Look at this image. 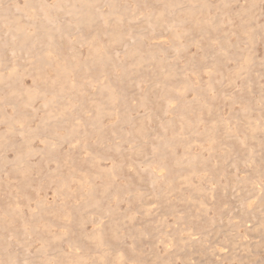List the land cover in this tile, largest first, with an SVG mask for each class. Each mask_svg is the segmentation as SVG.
<instances>
[{"label": "rangeland", "instance_id": "obj_1", "mask_svg": "<svg viewBox=\"0 0 264 264\" xmlns=\"http://www.w3.org/2000/svg\"><path fill=\"white\" fill-rule=\"evenodd\" d=\"M30 1L0 0V264H264V0Z\"/></svg>", "mask_w": 264, "mask_h": 264}, {"label": "bare ground", "instance_id": "obj_2", "mask_svg": "<svg viewBox=\"0 0 264 264\" xmlns=\"http://www.w3.org/2000/svg\"><path fill=\"white\" fill-rule=\"evenodd\" d=\"M28 1H30V0H28ZM221 1H222V0H221ZM35 2H36V1H35ZM83 2H84V1H83ZM94 2H95V1H94ZM30 3H31V1H30ZM32 3H33V2H32ZM68 3H69V2H68ZM88 3H89V2H88ZM73 4H74V3H73ZM73 4H72V5H73ZM84 4H85V3H84ZM91 4H92V2H90V5H91ZM112 4H113V3H112ZM32 5H34V4H32ZM42 5H43V4H42ZM72 5H71V6H72ZM87 5H88V4H87ZM188 5H189V4H188ZM40 6H41V4H40ZM64 6H65V5H64ZM217 6H218V5H217ZM29 7H30V6H29ZM69 7H70V5H69ZM202 7H203V6H202ZM218 7H219V6H218ZM250 7H251V6H250ZM41 8H42V7H41ZM75 8H76V7H75ZM88 8H89V6H88ZM188 8H189V7H188ZM193 8H194V7H193ZM198 8H199V7H198ZM200 8H201V7H200ZM18 9H19V8H18ZM44 9H46V8H44ZM63 9H64V8H63ZM168 9H169V8H168ZM180 9H181V8H180ZM184 9H186V7H185ZM184 9H183V10H184ZM190 9H191V8H190ZM246 9H247V8H246ZM24 10H25V8H24ZM122 10H123V9H122ZM68 11H69V10H68ZM76 11H77V10H76ZM238 11H239V10H238ZM27 12H28V11H27ZM46 12H47V10H46ZM69 12H70V11H69ZM72 12H73V11H72ZM79 12H80V11H79ZM85 12L87 13L86 10H85ZM191 12H192V11H191ZM70 13H71V12H70ZM81 13H82V12H81ZM180 13H181V12H180ZM37 14H38V13H37ZM37 14H35L36 17H37ZM88 14H89V13H88ZM198 14H199V13H198ZM33 16H34V15H33ZM75 16H76V15H75ZM92 16H93V15H92ZM13 18H14V17H12V19H13ZM34 18H35V17H34ZM84 19H85V18H83V20H84ZM117 19H119V18H117ZM243 19H244V18H243ZM5 20H6V19H5ZM13 20H14V19H13ZM15 20H16V19H15ZM15 20H14V21H15ZM86 20H87V19H86ZM23 22H24V21H23ZM84 22H85V21H84ZM93 22L95 23V20H93ZM194 22H195V21H194ZM199 22H200V21H199ZM199 22H198V24H199ZM204 22H205V21H204ZM210 22H211V21H210ZM13 23H15V22H13ZM88 23H89V20H88ZM206 23H208V22H206ZM1 24H2V22H1ZM6 24H7V23H6ZM95 24H96V23H95ZM172 24H173V23H172ZM200 24H202V23L200 22ZM211 24H212V22H211ZM15 25H16V24H15ZM82 25L85 26L84 24H82ZM213 25H214V24H213ZM213 25H212V27H213ZM39 26H41V25H39ZM194 26H195V25H194ZM201 26H202V25H201ZM209 26H210V25H209ZM88 27H89V26H88ZM38 28H39V27H38ZM41 28H42V27H41ZM89 28H90V27H89ZM202 28H203V27H202ZM9 29H10V28H9ZM12 29H13V28H12ZM17 29H18V27H17ZM33 29H34V28H33ZM46 29H49V28H46ZM227 29H228V28H227ZM15 30H16V29H15ZM118 31H119V30H118ZM13 32H14V31H13ZM13 32H12V33H13ZM17 32H18V31H17ZM204 32H205V31H204ZM8 33H9V32H8ZM10 33H11V32H10ZM48 33H49V32H48ZM120 33H121V31H120ZM201 33H202V32H201ZM13 34L16 35V32H14ZM24 35H25V34H24ZM62 36H63V35H62ZM81 36H82V35H81ZM9 37H10V35H9ZM11 37H12V36H11ZM20 37H21V36H20ZM35 37L38 38L37 36H35ZM91 37H92V36H91ZM180 37H181V35H180ZM12 38H14V37H12ZM22 38H23V37H22ZM22 38H21V39H22ZM25 38H26V37H25ZM32 38H33V37H32ZM112 38H113V37H112ZM21 39H20V42H23V40L21 41ZM38 39H40V37H39ZM86 39H88V38H86ZM86 39H85V41L87 42ZM92 39H94V38L92 37ZM123 39H124V38H123ZM41 40H42V39H41ZM15 41H16V40H15ZM31 41H32V40H31ZM33 41H34V40H33ZM33 41H32V42H33ZM180 41H181V40H180ZM9 42H10V41H9ZM16 42H17V44H18V45H17V44H16V45L19 47V44H20L19 41H16ZM38 42H39V40H38ZM92 42H93V40L90 42V44H91ZM94 42H95V41H94ZM108 42H109V41H108ZM5 43L8 44V42H5ZM12 43H13V42H12ZM23 43H24V42H23ZM23 43L21 44V46H25ZM40 43H41V42H40ZM100 43H101V42H100ZM223 43H224V42H223ZM36 44H37V43H36ZM36 44H35V46H36ZM47 44H48V43H47ZM4 45H5V44H4ZM29 45H30V44H29ZM29 45H28V47H29ZM45 45H46V44H45ZM224 45H225V44H224ZM5 46H6V45H5ZM48 46H49V45H48ZM14 47H15V46H14ZM71 47H72V46H71ZM94 47H96V44L94 45ZM97 47H98V46H97ZM15 48H16V47H15ZM22 48H23V47H22ZM89 48H90V47H89ZM92 48H93V47H91V49H92ZM224 48H225V47H224ZM17 49H18V48H17ZM35 49H37V48H35ZM94 49H95V48H94ZM94 49H92V50H94ZM96 49H97V48H96ZM243 49H244V48H243ZM20 50H21V49H20ZM37 50H38V49H37ZM44 50H45V49H44ZM25 51H26V50H25ZM33 51L35 52V50H33ZM94 51H95V53H96V50H94ZM99 51H100V50H99ZM22 52H23V51H22ZM36 52H37V51H36ZM48 52L50 53V50H49ZM51 52H53V51H51ZM91 52H92V51H91ZM105 52H106V51H105ZM43 53H44V52H43ZM45 53H46V52H45ZM72 53H73V52H72ZM140 53H141V52H140ZM33 54H34V53H33ZM38 54H39V53H38ZM47 54H48V53H47ZM47 54H45V56H46ZM99 54H100V53H99ZM77 55H78V54H77ZM223 55H224V54H223ZM45 56H44V57H45ZM92 56H93V54H92ZM95 56H96V55H95ZM139 56H140V55H139ZM26 57H29V56H27V54H26ZM247 57H248V56H247ZM0 58H1V57H0ZM29 58H30V57H29ZM32 58H33V57H32ZM90 58H91V56H90ZM93 58H94V59H93ZM93 58H91V59H93V61H94V60H95L96 62L99 61V60H97L95 57H93ZM99 58H100V57H99ZM143 58H144V57H143ZM155 58H156V57H155ZM101 59H102V58H101ZM42 60H43V59H42ZM44 60H46V59H44ZM47 60H48V59H47ZM2 61H3V60H1V63H2V65H3L4 63H3ZM140 61H142V59H141ZM42 62H43V61H42ZM76 62H77V61H76ZM100 62H101V61H100ZM249 62H250V61H249ZM256 62H257V61H256ZM36 64H37V63H36ZM78 64H79V63H78ZM137 64H138V63H137ZM244 64H246V63H244ZM244 64H243V65H244ZM0 65H1V64H0ZM11 65H12V63H11ZM11 65L9 66L10 68H11ZM27 65H28V63H27ZM34 65H35V64H34ZM71 65H72V64H71ZM71 65H70V66H71ZM74 65H75V64H73V68L75 67ZM241 65H242V64H241ZM5 66H6V65H5ZM81 66H82V64H81ZM93 66H94V65H93ZM218 66H219V65H218ZM9 67H8V68H9ZM17 67H19V66H17ZM20 67H21V66H20ZM22 67H23V66H22ZM30 67H31V66H30ZM42 67H43V66H42ZM66 67H67V66H65V69H66ZM221 67H222V66H221ZM236 67H237V66H236ZM10 68H9V69H10ZM14 68H16V67H14ZM14 68H13V69H14ZM70 68H71V67H70ZM73 68H72V70H73ZM6 69H7V68H6ZM43 69H44V68H43ZM43 69H42V71H43ZM60 69H61V68H60ZM60 69H59V71H61ZM236 69H237V68H236ZM2 70H3V69H1L0 72H1ZM19 70H20V69H19ZM30 70H31V68H30ZM62 70H63V69H62ZM238 70H239V69H238ZM241 70H242V68H241ZM6 71H7V70H6ZM10 71H11V70H10ZM23 71H24V70H23ZM28 71H29V70H28ZM38 71H39V70H37V72H38ZM73 71H74V70H73ZM87 71H88V70H87ZM2 72H3V71H2ZM17 72H18V70H17ZM77 72H78V71H77ZM85 72H86V70H85ZM225 72H226V71H225ZM240 72H241V71H240ZM35 73H36V72H35ZM43 73H44V72H43ZM71 73H72V72H71ZM168 73H169V72H168ZM3 74H4V73H3ZM13 74H14V71H13ZM38 74H39V73H38ZM86 74H87V73H86ZM7 75H8V73H7ZM7 75H6V78L9 77V76H7ZM9 75H11V72H10ZM77 75H78V74H77ZM226 75H227V74H226ZM4 76H5V75H4ZM19 76H20V75H19ZM22 76H23V75H22ZM40 76H41V75H40ZM59 76H60V74H59ZM61 76L63 77V73L61 74ZM74 76H76V75H74ZM166 76H167V75H166ZM0 77H1V76H0ZM10 77H11V76H10ZM10 77H9V78H10ZM14 77H15V75H14ZM52 77H54V76H52ZM52 77H51V78H52ZM71 77H72V76H71ZM15 78H17V77H15ZM44 78H45V77H44ZM59 78H60V77H59ZM66 78H68V77L66 76ZM4 79H5V77H4ZM4 79H2V80H4ZM35 79H37V78H35ZM35 79H34V80H35ZM45 79L47 80V78H45ZM55 79H56V77L54 78V80H55ZM63 79H64V78H62L61 80H63ZM2 80H1V78H0V81H2ZM14 80L17 81V83L20 82L19 79H14ZM14 80H13L12 83H14ZM50 80H51V79H50ZM4 81H5V80H4ZM6 81H7V79H6ZM18 81H19V82H18ZM38 81H40V80L38 79ZM8 82H9V81H8ZM8 82H7V84H8ZM36 82H37V81H36ZM40 82H41V81H40ZM40 82H39V83H40ZM93 82H94V81H93ZM93 82H92V83H93ZM0 83H2V82H0ZM12 83H11V84H12ZM46 83H47V82H46ZM58 83H59V84H58V87H59V86H60V82H58ZM79 83H80V82H79ZM79 83H77V84H79ZM90 83H91V82H90ZM183 83H184V82H183ZM53 84H54V82H53ZM69 84H71V83H69ZM88 84H89V83H88ZM1 85H2V84H1ZM35 85H36V83H35ZM72 85H73V84H72ZM160 85L163 86V84H160ZM180 85H181V84H180ZM182 85H183V84H182ZM2 86H3V85H2ZM4 86H5V85H4ZM11 86H12V85H11ZM11 86H10V88H11ZM16 86H17V85H16ZM16 86H15V87H16ZM18 86H19V85H18ZM22 86H23V85H22ZM32 86H33V85H32ZM158 87H159V86H158ZM160 87H161V86H160ZM163 87H164V86H163ZM163 87H161V88L163 89ZM3 88H4V87H3ZM52 88H53V87H52ZM104 88H105V87H104ZM106 88H107V87H106ZM180 88H181V87H180ZM5 89H6V88H5ZM8 89H9V88H8ZM8 89H7V90H8ZM11 89H13V87H12ZM77 89H78V87H77ZM40 90H41V89H40ZM54 90H55V89H54ZM64 90H65V89H64ZM68 90L70 91V89H68ZM68 90H66V92H68ZM80 90H81V89H80ZM102 90H106V89H102ZM109 90H110V89H109ZM168 90H169V89H168ZM179 90H180V89H179ZM205 90L207 91L206 88H205ZM208 90H209V89H208ZM3 91H5V90H3ZM106 91H107V90H106ZM116 91H117V90H116ZM8 92H9V91H8ZM41 92H42V90H41ZM50 92H52V90H51ZM117 92H119V91H117ZM120 92H121V91H120ZM161 92H162V91H161ZM171 92H173V91H171ZM171 92H170V93H171ZM4 93H5V92H4ZM4 93H3V94H4ZM9 93H10V92H9ZM35 93H37V92H35ZM60 93H62V92H60ZM64 93H65V92H64ZM64 93H62V94L64 95ZM69 93H70V92H69ZM82 93H83V92H82ZM103 93H104V92H103ZM182 93H183V92H182ZM7 94H8V93H7ZM17 94L19 95V93H17ZM17 94H16V97L18 96ZM30 94H31V93H30ZM37 94H38V93H37ZM41 94H42V93H41ZM58 94H59V93H58ZM67 94H68V93H67ZM80 94H81V93H80ZM100 94H101V93H100ZM113 94H114V93H113ZM161 94H163V93H161ZM177 94H178V92H177ZM250 94H251V93H250ZM28 95H29V94H28ZM32 95H33V94H32ZM48 95H49V94H48ZM109 95H111V94H109ZM166 95H167V94H166ZM13 96H14V95H13ZM19 96H20V95H19ZM104 96H105V94H104ZM156 96H157V95H156ZM156 96H155V97H156ZM163 96H164V95H163ZM9 97H10V96H9ZM36 97H39V96H36ZM65 97L68 98L69 96L67 95V96H65ZM112 97H113V96H112ZM120 97H121V96H120ZM120 97H119V98H120ZM11 98H12V96H11ZM19 98H21V96H20ZM31 98H32V96H31ZM33 98H34V97H33ZM57 98H59V96H57ZM72 98H73V97H72ZM104 98H105V97H103V99H104ZM109 98H110V97H109ZM116 98H117V97H116ZM147 98H148V97H147ZM164 98H165V97H164ZM2 99H3V98H2ZM4 99H6V98H4ZM4 99H3V100H4ZM27 99H30L29 96L27 97ZM59 99H60V98H59ZM93 99H94V98H93ZM93 99H92V100H93ZM110 99H111V98H110ZM165 99H166V98H165ZM165 99H164V100H165ZM6 100H8V99H6ZM6 100H5V101H6ZM9 100H10V99H9ZM30 100H32V99H30ZM30 100H29V101H30ZM33 100H34V99H33ZM46 100H47V99H46ZM92 100H90V101H92ZM94 100H95V99H94ZM105 100H106V98H105ZM111 100H115V99L112 98ZM195 100H196V99H195ZM14 101H15V99H14ZM57 101H58V100H57ZM64 101H68V100L65 99ZM90 101H89V102H90ZM1 102H2V100H1ZM53 102H54V101H53ZM61 102H63V99H62ZM97 102H98V99H97ZM108 102H109V101H108ZM108 102H107V104H108ZM111 102H112V101H111ZM113 102H114V101H113ZM115 102H116V101H115ZM141 102H142V101H141ZM166 102H167V101H166ZM199 102H200V101H199ZM199 102H198V103H199ZM17 103H18V102H17ZM65 103H66V102H65ZM73 103H74V102H73ZM92 103L94 104V101H93ZM167 103H168V102H167ZM167 103H166V104H167ZM200 103H201V102H200ZM202 103H203V101H202ZM25 104H26V102H25ZM45 104H46V103H45ZM62 104H64V102H63ZM95 104H96V103H95ZM111 104H112V103H111ZM111 104H109V105H111ZM113 104H115V103H113ZM206 104H208V103H206ZM14 105H15V103H14ZM51 105H52V104H51ZM60 105H61V104H60ZM66 105H70V104H66ZM73 105H74V104H73ZM98 105L101 106L100 104H98ZM98 105H95V107L98 106ZM208 105H209V104H208ZM74 106H75V105H74ZM182 106H183V103H182ZM200 106H201V105H200ZM49 107H50V106H49ZM51 107H52V106H51ZM66 107H67V106H66ZM88 107H89V106H88ZM91 107H93V106H91ZM109 107H110V106H109ZM185 107H186V106H185ZM185 107H184V108H185ZM202 107H203V105H202ZM57 108H58V107H57ZM62 108H63V106H62ZM71 108H72V107H71ZM77 108H78V107H77ZM112 108L115 109V106H114V107L112 106ZM188 108H189V107H188ZM64 109H65V106H64ZM64 109H63V110H64ZM207 109H208V108H207ZM53 110H54V109H53ZM58 110H59V109H58ZM97 110H98V109H97ZM97 110H96V112H97ZM35 111H36V110H35ZM70 111H71V109H70ZM94 111H95V109H94ZM99 111H100V110H99ZM102 111H103V110H102ZM52 112H53V111H52V109H51V113H52ZM59 112H60V110H59ZM66 112H68V111H66ZM93 113H94V112H93ZM102 113H103V112H102ZM115 113H116V111H115ZM149 113H150V112H149ZM204 113H205V112H204ZM57 114H58V113H57ZM61 114H62V112H61ZM66 114H67V113H66ZM69 114H70V113H69ZM107 114H109V113H107ZM113 114H114V113H113ZM205 114H206V113H205ZM14 115H15V114H14ZM34 115H35V114H34ZM52 115H53V114H52ZM59 115H60V113H59ZM94 115H95V114H94ZM65 116H66V115H65ZM99 116H103V115L100 114ZM123 116H125V114H124ZM55 117H56V116H55ZM60 117H61V116H60ZM60 117H59V119H61ZM97 117H98V116H97ZM126 117H127V116H125V119H126ZM128 117H129V116H128ZM17 118H18V117H17ZM27 118H28V117H27ZM52 118H53V117L51 116V119H52ZM93 118H94V117H93ZM3 119L5 120L6 118H3ZM42 119H43V118H42ZM59 119H57V120H59ZM66 119H67V117H66ZM95 119H97V118L95 117ZM127 119H128V118H127ZM213 119H214V118H213ZM45 120H46V118H45ZM61 120H62V119H61ZM80 120H81V119H80ZM123 120H124V119H123ZM181 120H182V118H181ZM183 120H185V119H183ZM199 120H200V119H199ZM202 120H203V119H202ZM258 120H259V119H258ZM9 121H10V120H9ZM12 121H13V120H12ZM64 121H65V120H64ZM124 121H125V120H124ZM53 122H54V119H53ZM59 122H60V121H59ZM61 122H62V121H61ZM82 122H83V120H82ZM94 122H96V120H95ZM130 122H131V121H130ZM161 122H162V121H161ZM188 122H189V121H188ZM250 122H251V121H250ZM263 122H264V121H263ZM7 123H8V122H7ZM14 123H15V120H14ZM21 123H23V121H22ZM21 123H19V125H21ZM45 123H46V122H45ZM76 123H77V122H76ZM88 123H89V122H88ZM165 123H166V121H165ZM50 124H52V123H50ZM55 124H56V123H55ZM144 124H145V123H144ZM166 124H167V123H166ZM209 124H210V123H209ZM255 124H256V123H255ZM261 124H263V123H261ZM17 125H18V124H17ZM38 125H39V124H38ZM41 125H44V122H43V124H41ZM41 125L39 126L40 128H41ZM53 125H54V124H53ZM76 125H77V124H76ZM81 125H82V123H81ZM84 125H85V123H84ZM188 125H189V124H188ZM188 125H187V126H188ZM212 125H213V124H212ZM257 125H258V124H257ZM45 126H46V125H45ZM51 126H52V125H51ZM73 126H74V125H73ZM73 126H72V127H73ZM89 126H90V125H89ZM161 126H162V124H161ZM163 126H164V125H163ZM190 126H191V125H190ZM192 126H193V125H192ZM9 127H11V125H9ZM85 127H86V126H85ZM181 127H182V126H181ZM249 127H251V125H250ZM13 128H14V127H13ZM20 128H21V127H20ZM22 128H23V127H22ZM42 128L44 129L45 127L43 126ZM77 128H78V126H77ZM81 128H82V127H81ZM90 128H91V127H90ZM95 128H96V126H95ZM97 128H98V127H97ZM188 128H189V127H188ZM211 128H213V127L211 126ZM215 128H216V127H215ZM252 128H253V127H252ZM16 129H19V128H16ZM23 129H24V128H23ZM38 129H39V128H38ZM43 129H41V130H43ZM45 129H46V128H45ZM49 129L52 130L51 128H49ZM53 129H54V128H53ZM83 129H85V128H83ZM83 129H82V131H83ZM91 129H93V127H92ZM98 129H99V128H98ZM146 129H147V128H146ZM164 129H165V127H164ZM181 129H182V128H181ZM191 129H192V128H191ZM191 129H190V130H191ZM228 129H229V128H228ZM27 130H28V129H27ZM30 130H32V129H30ZM75 130H76V129H75ZM75 130H73V131L75 132ZM193 130H194V126H193ZM211 130H213V129H211ZM214 130H215V129H214ZM222 130H223V129H222ZM24 131H25V130H24ZM52 131H53V130H52ZM52 131H50V132H52ZM84 131H85V130H84ZM139 131H140V130H139ZM152 131H153V130H152ZM217 131H218V130H217ZM3 132H4V131H3ZM8 132H9V131H8ZM14 132H15V130H14ZM25 132L27 133V131H25ZM25 132H23V133H25ZM74 132H72V133H74ZM76 132H77V131H76ZM78 132H79V131H78ZM87 132H88V130H87ZM263 132H264V130H263ZM12 133H13V132H12ZM16 133H17V132H16ZM29 133H30V132H29ZM32 133H33V132H32ZM35 133H36V131H35ZM35 133H33V134H35ZM40 133H42V132H40ZM40 133H39V135H40ZM44 133H46V131H45ZM79 133H80V132H79ZM79 133H78V134H79ZM156 133H157V132H156ZM9 134H10V132H9ZM153 134H154V133H153ZM2 135H3V134H2ZM2 135H1V136H2ZM7 135H8V134H7ZM7 135H6V136H7ZM26 135H27V134H26ZM31 135H32V134H31ZM84 135H86L85 132H84ZM3 136H4V135H3ZM3 136H2V137H3ZM23 136H24V134H23ZM33 136H34V135H33ZM41 136H42V135H41ZM66 136H67V134H66ZM68 136H69V134H68ZM158 136H159V134H158ZM158 136H157V137H158ZM42 137H43V136H42ZM57 137H58V136H57ZM144 137H145V136H144ZM159 137H160V136H159ZM161 137H162V136H161ZM176 137H177V136H176ZM44 138H45V136H44ZM46 138H47V137H46ZM63 138H64V137H63ZM66 138H67V137H65V139H66ZM81 138H83V135H82ZM100 138H101V137H100ZM208 138H209V137H208ZM22 139H23V138H22ZM27 139H29V138H27ZM55 139H57V140H54V139H53V143H54L55 141H56V143H57V141L60 140V139L58 140V138H56V136H55ZM210 139H211V138H210ZM45 140H46V139H45ZM51 140H52V139H51ZM61 140H62V139H61ZM162 140H163V139H162ZM174 140H175V138H174ZM23 141H24V139H23ZM27 141H28V140H27ZM81 141H83V139L80 140V142H81ZM169 141H170V139H169ZM171 141H172V140H171ZM179 141L181 142V140H179ZM29 142H30V141H28L27 143L25 142V144H29ZM83 142H84V141H83ZM101 142H102V141H101ZM157 142H158V141H157ZM165 142H166V140H165ZM165 142H164V144H165ZM175 142H176V140H175ZM255 142H256V141H255ZM4 143H7V141H5ZM4 143H3V144H4ZM45 143H46V142H45ZM58 143H59V142H58ZM58 143H57V144H58ZM170 143H171V142H170ZM170 143H168V145H169ZM196 143H197V142H196ZM211 143H212V142H211ZM11 144H12V143H11ZM73 144H74V143H73ZM81 144H82V142H81ZM156 144H157V143H156ZM164 144H163V146H164ZM16 145H17V144H16ZM29 145H30V144H29ZM44 145H45L46 147L48 146V145H46V144H44ZM51 145H52V144H51ZM78 145H79V144H78ZM113 145H114V144H113ZM116 145H117V144H116ZM161 145H162V144H161ZM165 145H166V144H165ZM168 145H167V146H168ZM249 145H250V143H249ZM111 146H112V145H111ZM163 146H162V147H163ZM1 147H2V146H1ZM25 147H26V146H24V148H25ZM28 147H30V146H28ZM28 147H27V148H28ZM55 147H57V146H55ZM116 147H117V146H116ZM168 147H170V146H168ZM211 147H212V146H211ZM20 148H21V147H20ZM31 148H32V147H31ZM51 148H53V147H51ZM51 148H50V149H51ZM158 148H159V147H158ZM28 149H29V148H28ZM210 149H211V148H210ZM258 149H259V148H258ZM0 150H1V149H0ZM44 150H46V149L43 148V151H44ZM48 150H49V149H48ZM89 150H90V149H89ZM153 150H154V148H153ZM21 151H22V149H21ZM26 151H27V150H26ZM49 151L51 152V150H49ZM17 152H18V151H17ZM23 152H24V149H23ZM21 153H22V152H21ZM154 153H155V152H154ZM1 155H2V154H1ZM18 155H19V152H18ZM20 155H23V154H20ZM20 155H19V156H20ZM27 155H29V154H27ZM48 155H49V154H48ZM48 155H47V156H48ZM51 155H52V154H51ZM93 155H94V154H93ZM95 155H97V154H95ZM189 155H190V154H189ZM2 156H3V155H2ZM19 156H18V157H19ZM25 156H26V155H25ZM98 156H99V155H98ZM191 156H192V154H191ZM21 157H22V156H21ZM27 157H29V156H27ZM48 157H49V156H48ZM2 158H3V157H2ZM94 158H95V157H94ZM109 158H110V157H109ZM249 158H250V157H249ZM249 158H248V159H249ZM3 159H4V158H3ZM3 159H2V160H3ZM16 159H17V158H16ZM25 159H27V158L25 157ZM28 159H29V158H28ZM197 159H198V156H197ZM0 160H1V158H0ZM19 160H20V159H19ZM19 160H18V161H19ZM3 161H4V160H3ZM18 161H17V163H18ZM20 161H21V160H20ZM26 161H28V160H26ZM26 161H23V162H26ZM97 161H99V160H97ZM4 162H5V161H4ZM92 163H94V162H92ZM96 163H97V162H96ZM96 163H94L93 165H96ZM195 163H196V161H195ZM2 164H3V163H2ZM2 164H0V165H2ZM4 164H5V163H4ZM14 164H15V163H14ZM20 164H21V163H19V165H20ZM26 164L28 165V163H26ZM26 164L24 163V165H26ZM201 164H202V163H201ZM29 165H30V164H29ZM37 165H38V164H37ZM73 165H74V164H73ZM98 165H99V164H98ZM132 165H133V164H132ZM3 166H4V165H3ZM3 166H2V167H3ZM15 166H17V165L15 164ZM21 166H22V165H21ZM21 166H20V167H21ZM99 166H100V165H99ZM2 167H0V168H2ZM27 167H30V166H27ZM130 167H131V166H130ZM192 167H193V166H192ZM194 167H195V166H194ZM194 167H193V168H194ZM3 168H4V167H3ZM11 168H12V166H11ZM23 168L25 169L26 167H23ZM23 168H20V169H21L20 172L23 170ZM12 169H13V168H12ZM99 169H100V168H99ZM114 169H116V168H114ZM16 170H19V168L17 169V167H16ZM16 170H15V171H16ZM26 170L28 171V169H26ZM103 170H104V169H103ZM192 170H193V169H192ZM194 171H195V170H194ZM98 172H101V173H102V171H98ZM108 172H109V170H108ZM89 173H90V172H89ZM94 174H95V173H94ZM96 174H97V173H96ZM99 174H100V173H99ZM110 174L112 175L111 172H110ZM193 174H194V173H193ZM24 175H26V174H24ZM24 175H23V176H24ZM191 175H192V173H191ZM23 176H22V177H23ZM77 176L80 177V175H77ZM77 176H76V177H77ZM84 176L86 177V175H84ZM96 176H97V175H96ZM98 176H99V175H98ZM108 176L110 177L109 174H108ZM115 176H116V175H115ZM85 177H84V178H85ZM109 177H108V178H109ZM186 177H187V176H186ZM74 178H75V177H74ZM113 178H114V177H113ZM154 178H155V177H154ZM156 178H157V177H156ZM188 178H189V176H188ZM75 179H76V178H75ZM86 179H87V178H86ZM76 180H77V179H76ZM79 180H81V179H79ZM83 180H84V179H83ZM87 180H88V179H87ZM107 180H108V179H107ZM152 180H153V179H152ZM249 180H250V179H249ZM85 181H86V180H85ZM103 181H104V180H103ZM79 182L81 183V181H79ZM86 182H87V181H86ZM115 182H116V181H115ZM188 182H189V181H188ZM49 183H50V182H49ZM82 183H85V182H82ZM92 183H93V181H92ZM94 183H95V182H94ZM98 183H100V181H99ZM102 183H103V182H102ZM109 183H111V182H109ZM113 183H114V182H113ZM156 183H157V182H156ZM184 183H185V182H184ZM111 184H112V183H111ZM80 185H81V184H80ZM85 185H86V184H85ZM94 185H96V184H94ZM105 185H106V184H105V181H104V186H105ZM60 186H61V185H60ZM104 186H103V187H104ZM82 187H84V186H82ZM87 187H88V186H87ZM92 187H93V186H92ZM107 187H108V186H107ZM169 187H170V186H169ZM172 187H173V186H172ZM59 188H60V187H59ZM59 188H58V189H59ZM93 188H94V187H93ZM167 188H168V187H167ZM173 188H175V187H173ZM60 189H61V188H60ZM84 190H85V189H84ZM87 190H88V189H87ZM103 190H104V189L101 188V190H100L101 192H100V193H103V192H102ZM170 190H171V189H170ZM198 190H199V189H198ZM95 191H96V189H95ZM166 191H167V190H166ZM199 191H200V190H199ZM210 191H211V190H210ZM80 192H83V191H80ZM104 192H106V191H104ZM164 192H165V191H164ZM213 192H214V191H213ZM91 193H92V190H91ZM7 194H8V193H7ZM79 194H80V193H79ZM96 194H97V193H96ZM136 194L138 195V193H136ZM93 195H94V193H93ZM106 195H107V192H106ZM180 195H181V194H180ZM82 196H83V195H82ZM94 196H95V195H94ZM166 196H167V195H166ZM166 196H164V197H166ZM24 197H25V196H24ZM83 197H85V196H83ZM86 197H87V196H86ZM96 197H97V196H95V198H94V197H93V198H94V200L96 199V200L98 201V199H97ZM100 197H101V196H100ZM102 197H103V196H102ZM114 197H115V195H114ZM183 197H184V196H183ZM190 197H191V196H190ZM209 197H210V196H209ZM80 198H81V197H80ZM80 198H79V199H80ZM187 199H188V198H187ZM187 199H184V200L186 201ZM80 200H81V199H80ZM83 200H84V202H85L86 199L83 198ZM180 200H181V198H180ZM180 200H179V201H180ZM190 200H191V199H190ZM192 200H193V199H192ZM81 201H82V200H81ZM182 201H183V200H182ZM79 202H80V201H79ZM86 202H87V201H86ZM90 202H93V201L91 200ZM80 203H81V202H80ZM98 203H99V202H98ZM187 203H189V202L187 201ZM193 203H194V202H193ZM81 204H82V203H81ZM95 204H96V203H95ZM205 204H206V203H205ZM207 204H208V203H207ZM96 205H97V204H96ZM200 205H201V204H200ZM200 205H199V206H200ZM92 206H93V205H92ZM94 206H95V205H94ZM97 206H98V205H97ZM74 207H75V206H74ZM95 207H96V206H95ZM146 207H147V206H146ZM203 207H204V206H203ZM77 208H79V206H78ZM147 208H149V207H147ZM13 209H14V208H13ZM149 209H150V208H149ZM16 210H18V209H16ZM198 210H199V209H198ZM201 212H202V211H201ZM68 214H69V213H68ZM70 214H71V213H70ZM66 215H67V213H66ZM109 215H110V214H109ZM68 216H69V215H68ZM181 216H182V215H181ZM164 217H165V216H164ZM71 218H72V216H71ZM256 219H257V218H256ZM65 221H67V220H65ZM261 224H262V223H261ZM261 224H260V228H261ZM263 225H264V222H263ZM25 227H26V226H25ZM25 227H24V228H25ZM53 227H54V226H53ZM256 228H257V227H256ZM29 229H30V228H29ZM95 230H96V229H95ZM95 230H94V231H95ZM110 230H111V229H110ZM45 231H46V230H45ZM94 231H93V232H94ZM98 231H99V230H98ZM111 231H112V230H111ZM114 231H116V230H114ZM120 231H121V230H120ZM24 232H26V231H24ZM62 232H63V231H62ZM104 232H105V231H104ZM98 233H99V232H98ZM120 233H121V232H120ZM164 233H165V232H164ZM166 233H167V232H166ZM59 234H60V233H59ZM59 234H58V235H59ZM112 234H113V233H112ZM115 234H116V232H115ZM122 234H123V233H122ZM185 234H186V233H185ZM90 235H91V234H90ZM96 235H97V234H96ZM104 235H105V234H104ZM87 236H89V235H87ZM98 236H99L98 238H100V235H98ZM102 236H103V235L101 234V237H102ZM117 237H119V236H117ZM171 237H172V235H171ZM93 238H95V236H93ZM102 238H103V237H102ZM87 239H89V238L87 237ZM95 239H96V238H95ZM90 240H91V239H90ZM101 240H103V239H101ZM101 240H100V241H101ZM92 241H93V240H92ZM94 241H97V239L94 240ZM184 242H185V241H184ZM184 242H183V244H185ZM97 243H98V242H97ZM104 243H105V242H104ZM45 244H46V243H45ZM95 244H96V242H95ZM105 244H106V243H105ZM107 244H108V243H107ZM107 244H106V245H107ZM187 244H188V243H187ZM189 244H190V243H189ZM97 245H98V244H97ZM103 245H104V244H103ZM46 246H47V245H46ZM98 246H99V245H98ZM104 246H105V245H104ZM183 246H184V245H183ZM99 247H100V246H99ZM102 247H103V246H102ZM108 247H110V245H109ZM107 249H108V248H107ZM76 250H77V249H76ZM109 250H110V248H109ZM109 250H108V251H109ZM82 251H83V250H82ZM220 251H221V250H220ZM93 252H94V251H93ZM112 252H113V250H112ZM89 253H90V252H89ZM218 253H219V252H218ZM93 254H94V253H93ZM93 254H92V256H90V257H93ZM100 254H101V253H100ZM100 254H99V255H100ZM76 255H77V254H76ZM90 255H91V254H90ZM115 255H117V253H116ZM47 256H48V255H47ZM81 256H84V255L82 254ZM81 256H80V257H81ZM96 256H97V255H96ZM103 256H104V255H103ZM113 256H114V255H113ZM119 256H121V254H120ZM119 256H114V257H115V258H116V257L119 258ZM84 257H86V256H84ZM100 257H101V256H100ZM106 257H107V256H106ZM110 257H111V256H109L108 258H110ZM9 258H10V257H9ZM86 258H87V257H86ZM86 258H85V259H86ZM97 258H98V257H97ZM103 258H104V257H103ZM45 259H48V258H45ZM70 259H71V258H70ZM98 259H99V258H98ZM105 259H106V258H104L103 260H105ZM120 259H121V258H120ZM49 260H50V259H49ZM87 260H89V259H87ZM116 260H117V259H116ZM14 261H15V260H14ZM76 261H78V260L76 259ZM76 261H75V262H76ZM79 261H80V260H79ZM79 261H78V262H79ZM84 261H85V260H84ZM69 262H70V261H69ZM80 262L82 263L83 261L81 260ZM106 262H107V261H106ZM106 262H105V263H106ZM119 262H120V261H119ZM121 262H122V261H121ZM70 263H71V262H70ZM101 263H102V262H101ZM103 263H104V262H103ZM103 263H102V264H103ZM107 263H108V262H107ZM122 264H123V263H122ZM161 264H162V263H161Z\"/></svg>", "mask_w": 264, "mask_h": 264}]
</instances>
